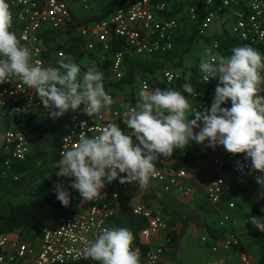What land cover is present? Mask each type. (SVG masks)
<instances>
[{"label": "built area", "instance_id": "1", "mask_svg": "<svg viewBox=\"0 0 264 264\" xmlns=\"http://www.w3.org/2000/svg\"><path fill=\"white\" fill-rule=\"evenodd\" d=\"M12 12V31L21 44L32 51V59L46 66L54 57H64L62 49L49 53L45 39L48 32L60 33L64 39V30L72 18V11L80 8L90 11L94 0H7ZM174 5L168 0H126L114 13L100 21H93L79 27L80 36L84 40V48L91 57L93 65L98 66L111 52L112 41L116 38L125 40L127 49L140 55L156 52H169L175 49V35L187 24L190 29L197 25L200 35L210 38L207 51L213 55L229 56L235 46L249 45L264 53V0H184L180 13L172 15ZM220 37L232 40L234 43L223 47ZM97 57V58H96ZM124 51L113 52L112 64L108 74L99 69L104 76L106 91L113 97V104L100 114L88 116L81 110L74 112L68 124L60 154L72 147L78 146L79 134L82 132L89 137H95L109 123H118L122 130L127 131L123 123V114L137 107L138 93L142 89L154 90L157 87L153 77H139L136 82V94L132 101L123 102L117 96L118 88L110 87L112 81L123 78ZM183 76L181 70H165L159 81L170 86ZM200 80L210 91L194 90L191 100L190 113L195 115L210 107L219 78ZM108 82V84L106 83ZM258 95L264 96V83L261 84ZM230 107L231 102L224 105ZM46 110L34 89H28L17 77L0 83V115L9 111L13 115L22 112H38ZM87 122L82 127V122ZM26 131L12 121L11 126L0 132V151L10 154L14 159L23 160L30 153ZM235 154L218 147L210 160V167L200 172L201 159L178 160L172 154L169 157L161 154L157 161V174L151 178L154 185L161 187L163 194H176L181 201L188 200L197 187L205 192L208 200L217 206L224 201L227 192L229 172L240 178H251L256 183L257 175H264L258 170L238 168L235 163L230 169L225 160L235 159ZM240 162V161H239ZM242 164H247L240 162ZM5 165L10 168V161ZM114 183V182H112ZM112 183L101 190V195L95 200L83 202L76 213L70 217L61 218L55 228L45 227L40 238L35 242L23 240L18 233L0 234V264H100L98 261L83 259L82 253L86 242L92 240L104 228H109L108 222L122 208V191L128 190V184L120 188H112ZM258 184V183H257ZM259 185V184H258ZM260 186V185H259ZM264 188V187H263ZM227 209L222 212L220 224L232 220L231 211L236 205L233 200L227 201ZM133 214L145 219L147 226L141 230L140 241L151 245L154 238L162 237V242L152 247L144 257L146 264H159L162 255L171 249L167 235L170 228L168 216L162 208L149 205L146 201L133 204ZM204 238L203 240H205ZM241 247V240L235 233L216 241L212 245L215 253L231 251ZM141 258H143L142 251ZM242 264H250L246 255L241 256ZM214 264H226L223 258Z\"/></svg>", "mask_w": 264, "mask_h": 264}, {"label": "clouds", "instance_id": "2", "mask_svg": "<svg viewBox=\"0 0 264 264\" xmlns=\"http://www.w3.org/2000/svg\"><path fill=\"white\" fill-rule=\"evenodd\" d=\"M12 23L7 0H0V83L18 77L36 91L54 119L77 112L82 105V111L92 117L113 104L102 72L95 67L82 72L70 58L59 67L34 62L32 51L12 31ZM199 71L203 80L218 77L219 83L211 106L198 110L195 118L187 116L194 91L190 82L181 85L182 91L142 89L137 107L122 116L127 131L118 123H109L95 137L82 132L78 146L61 153L55 175L69 178L70 187L79 192L83 202L92 201L116 180L147 186L157 174L155 161L161 154L169 157L193 142L244 154L247 164L238 161V168L264 173V96L258 95L264 83V53L249 45L233 47L227 57L206 51ZM229 101L231 106L225 107ZM255 178L264 187V175ZM54 189L57 200L69 206L71 193L64 184L57 183ZM247 220L264 232V218L252 216ZM134 240L127 227L104 228L86 242L83 259L100 264H141V252L133 246Z\"/></svg>", "mask_w": 264, "mask_h": 264}, {"label": "trees", "instance_id": "3", "mask_svg": "<svg viewBox=\"0 0 264 264\" xmlns=\"http://www.w3.org/2000/svg\"><path fill=\"white\" fill-rule=\"evenodd\" d=\"M125 1L107 0L97 14L90 13L93 5L90 11H84L80 8L73 10L72 18L63 33V40H60L61 35L58 32L47 33L45 42L50 49L49 53L62 49L68 59L70 58L74 62H79L88 54L84 48V40L80 36L79 27L107 18L120 5H123ZM168 1L174 5V10L171 12L172 15H176L182 11L184 0ZM217 38L221 40L223 47L234 43L232 40ZM210 40L209 37L205 38L198 33L197 25H192L190 29L185 24V27L175 35L176 46L173 51L140 55L128 50L125 40L116 38V40L112 41L111 52L107 53L106 58L98 67L104 69L106 74H108L112 64L113 52L124 51L123 78L119 81H112L110 87H115L119 90L127 88L131 91V94H136V82L142 76L153 77L151 80L161 90L173 89L182 91L181 85L185 82H190L194 90L210 91L200 80L201 72L199 71V65L194 67L186 66L187 57L194 50L195 46L201 42H209ZM262 50L264 51V47ZM92 56L95 55L91 54ZM50 66L59 67L60 64L52 63ZM165 70H181L183 76L168 86L164 82L159 81L160 75ZM106 83L108 84V82ZM108 85L105 84V88ZM184 94L191 98L190 94ZM214 94L213 91L210 92L211 96H214ZM73 113L70 111L58 119L49 116L47 110L22 112L18 115L5 111L0 115V132L8 129L12 121H16L18 126L25 129L31 146L30 153L23 160L14 159L10 154L0 151V234L18 233L23 240L35 242L40 238L42 230L45 227H57L61 218L73 216L83 203L79 192L70 187L69 178L55 175L57 172V162L61 158L60 149L62 141L67 133L68 124ZM207 156L208 152L205 147L193 142L191 148L184 153L183 158H187L188 160L194 158L206 159ZM235 156L233 160L228 158L225 160L229 169L238 161L247 163L244 161V154H235ZM7 160L10 161V168L5 165ZM231 172L225 177L227 180V192L221 204L217 206L213 205L209 202L206 194L204 195L203 189H198L201 193L198 204L199 208L201 210H212L220 216L227 209V201L235 200V197L239 199L238 205L232 210H235L236 216H233L232 220L227 221L223 225L220 224V221L215 223L214 221L202 220L187 208L179 209L174 204L161 199L164 204L162 210L168 216L170 225L166 235L170 238L168 245L171 249L169 253L174 260H179L183 236L192 225L205 229L207 237L202 242L212 251V245L216 241L225 239L229 234H236V228L229 226L240 215L242 216V213L237 211L240 210V205L245 204L249 207V217L264 218V188L249 177L240 178ZM49 174L53 175V181H49L47 178ZM39 180L49 185L51 196L39 199H24L22 196L26 193L27 188ZM57 183L64 184L71 193V204L69 206H64L57 200L54 189V185ZM158 190L161 191V187L154 185L151 193L144 196L145 199L150 200L151 197L157 198ZM127 191L130 192L129 195H126V191H122V196L123 198L125 197L126 201L117 214L109 220L108 226L109 228H129L135 236L133 246L142 251L143 258H141V264H146L144 257H146L148 251L153 246L140 241L139 234L147 226V221L133 214L131 199L136 194V190L129 184ZM252 227L254 233V253L258 254V258L250 264H264V232H261L253 224ZM238 249L239 247H235L228 252L237 253ZM221 253L226 252L221 251L215 254L221 255ZM239 264L242 263L239 262Z\"/></svg>", "mask_w": 264, "mask_h": 264}, {"label": "rangeland", "instance_id": "4", "mask_svg": "<svg viewBox=\"0 0 264 264\" xmlns=\"http://www.w3.org/2000/svg\"><path fill=\"white\" fill-rule=\"evenodd\" d=\"M107 0H94V4H93V8L90 11V13H99L100 9L103 7L104 3H106ZM77 9V8H75ZM78 10V9H77ZM208 45L203 44L202 42L200 44H197L194 48V50L191 52V54L188 55L187 60H186V66L187 67H194L200 64L201 60L205 58V54L206 51L208 49L207 47ZM97 58V57H96ZM69 59L66 57V55L64 57H54L53 61H50L47 63L46 66H50L52 65V63H57V64H62L63 62H67ZM74 62V61H73ZM78 65H80L82 72L86 71L89 67H95L98 70L100 69L98 66L93 65V60L90 57L89 54H87L83 59H81L79 62H75ZM52 67V66H50ZM131 91H129L127 88H125V90H121L118 91L117 96H119V99H121L123 102H129L132 101L133 99V94L130 93ZM43 116V115H42ZM41 116V117H42ZM187 116L189 118L193 117L194 115L190 112H187ZM195 118V117H193ZM195 131H199V129H195ZM192 144H190L187 148L185 149H177L174 151V154L178 157H181V155H183L187 150H189L191 148ZM205 147V149L207 151H209V153H215L216 149L218 147H223V146H217L215 149L207 147V144L203 145ZM47 178L49 179V181H53V175L49 174L47 175ZM115 184H122L119 182V180L115 181ZM130 186L136 190V194H135V199H138L140 201H144V202H149V200L145 199V195L146 194H150L154 183L152 182V180L150 179L149 183L147 186L145 187H140L138 184H130ZM51 196V191L49 188V185L45 182H43L42 180H39L37 182H35L34 185H30L27 188L26 193L22 196L24 199H39V198H45V197H49ZM144 197V198H142ZM157 197L158 199H164V200H168L169 203L174 204V206L178 207L179 209H188L190 210V212L195 213L196 215H198L200 217V219L205 220V221H210V222H219L221 219V216L218 215L216 212L209 210V209H205V210H201V208H199L198 204H199V200L200 198L196 199L195 201H192L190 198L186 201H179V199L175 198V197H171V195H164L160 190H158L157 192ZM153 198V197H151ZM235 205H238L239 203V199L237 197H235V200H233ZM195 202H197V204H194ZM151 204V203H150ZM240 211L242 213V216L240 215L239 218H237L236 220L233 221V223H231V225L229 227L234 226L235 228H237L239 223H243L245 224L247 221V218H249V213H250V209L247 205L242 204L240 205ZM232 216H236V212L235 210L231 212ZM237 224V226H236ZM200 229V228H199ZM196 229L194 230L195 233H192L190 235H186L185 238H183L182 241V248H181V254H180V258L179 260H174L170 253L167 251L165 252L162 257L161 260L163 259V262L165 264V262L167 264H214L215 262H217L219 259L223 258L225 255L224 253H221V255L219 254H215L213 253L210 248L205 245L202 241L203 240V236H206V231L205 229ZM237 231V230H236ZM247 234V233H246ZM250 232L248 233L249 236ZM249 238V237H248ZM247 245L249 246V248L247 249L248 252H253V244L249 242V240L247 241ZM244 249V247L242 248ZM238 253L236 252H230L228 253L227 256V262L226 264H230L231 262H229L231 260L232 257L238 259L237 261H233V264H239V258L237 256ZM248 257V253L246 254ZM257 257V256H256ZM225 259V258H224ZM257 259V258H256ZM255 259V260H256ZM161 262V261H160ZM160 264V263H159ZM162 264V263H161Z\"/></svg>", "mask_w": 264, "mask_h": 264}, {"label": "crops", "instance_id": "5", "mask_svg": "<svg viewBox=\"0 0 264 264\" xmlns=\"http://www.w3.org/2000/svg\"><path fill=\"white\" fill-rule=\"evenodd\" d=\"M207 152H208V156L206 157V159H201L200 158L201 159V163H202L200 172H206L204 169H207V168L210 167V160H211V158L213 156V153L210 154L209 151H207ZM173 155L178 160L183 159V156H184V154H183V155H181V157H178V155L176 156L174 153H173ZM127 184L129 185V183H127ZM115 187L120 188V184H115V181H114V183H112V188H115ZM198 189H201V188L197 187L196 190L194 191L193 195L190 197V199L192 201H195L196 199L201 197V193L198 191ZM129 194H130V192L126 191V195H129ZM164 195H167V194H164ZM168 195H171V197H175V198L178 199L176 194L175 195L174 194H168ZM204 195H205V192H204ZM123 200L126 201L125 197L123 198ZM162 200H164V199H162ZM138 201H139L138 199H135V195L131 199V203L132 204H136V203H138ZM164 201H167L169 203L168 200H164ZM149 202L151 203V204L149 203V205H151L152 207H156V208H163V205H164L163 202L161 201V198L158 199V197L157 198H150ZM194 204H197V202H195ZM236 226H237V224H236ZM196 229H199L196 225L190 226L189 229L187 230V233L183 236V238H185L186 235L188 236V235H190L192 233H195L194 230H196ZM236 230H237L236 231V235H238L240 237V240H241V247H239V249L237 251V253H238L237 256L239 258L238 262H241V256L242 255H246L247 253L249 254L248 255L249 260L251 262L255 261V259L258 258V254L254 253V248H253V252L252 251L248 252V250H247L249 248V246L247 245V241L249 240V242L253 244V239H254V233H253L252 224L250 222L248 223V220H247L245 224L239 223L237 228H236ZM249 232H250V234L248 236ZM206 237H207V235L203 236V239L206 238ZM161 242H162V237L154 238V240L151 243V245L153 247H155ZM243 247H244V249H242ZM168 252H170V250H168ZM228 253H230V252H228ZM228 253L227 252L224 253L225 256L223 257V259L225 258L224 259L225 262H227V257H229V256H227ZM232 260L233 261H237L238 259L232 257L231 260L229 261V262H231L230 264H233ZM161 263L164 264L163 259L161 260L160 264ZM165 264H167V263L165 262Z\"/></svg>", "mask_w": 264, "mask_h": 264}]
</instances>
